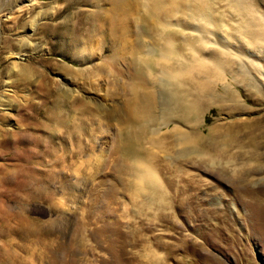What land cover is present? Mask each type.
Instances as JSON below:
<instances>
[{
	"label": "rangeland",
	"instance_id": "rangeland-1",
	"mask_svg": "<svg viewBox=\"0 0 264 264\" xmlns=\"http://www.w3.org/2000/svg\"><path fill=\"white\" fill-rule=\"evenodd\" d=\"M170 1L0 0V264H264V0ZM219 44L205 96L160 80Z\"/></svg>",
	"mask_w": 264,
	"mask_h": 264
},
{
	"label": "bare ground",
	"instance_id": "bare-ground-1",
	"mask_svg": "<svg viewBox=\"0 0 264 264\" xmlns=\"http://www.w3.org/2000/svg\"><path fill=\"white\" fill-rule=\"evenodd\" d=\"M16 1V0H15ZM170 1V0H169ZM175 1V0H174ZM177 1V0H176ZM184 1V0H183ZM160 2V1H159ZM158 3V2H157ZM171 3V1L169 2ZM176 6L175 8L179 7L181 8L182 3L179 1L175 2ZM185 3V2H184ZM162 4V3H161ZM188 4V3H186ZM191 4V3H190ZM190 4L188 6H190ZM202 3H200L201 6ZM163 5V4H162ZM172 5V3L170 4ZM174 6V5H173ZM171 8H174V7ZM185 7V6H183ZM187 8V6L185 7ZM192 8V6H191ZM178 9V8H177ZM190 9V8H189ZM203 9V8H202ZM186 10V9H185ZM188 10V9H187ZM201 10V9H200ZM203 12V11H201ZM170 13V12H169ZM207 12H205L204 14H206ZM260 15V13L258 14ZM202 16V15H201ZM263 20L261 23V31H259L258 33H254L251 37L249 36H245L246 42L251 45V46H257L260 48H264V14L261 13L260 17L258 16V19ZM203 19V18H202ZM255 20V19H254ZM253 22V21H252ZM259 22V21H258ZM205 23V22H203ZM203 27V26H202ZM205 27V26H204ZM197 28V27H196ZM201 28V27H199ZM260 28V27H259ZM198 29V28H197ZM202 29V28H201ZM200 30V29H199ZM203 30V29H202ZM207 30V29H206ZM203 33V32H202ZM209 33V32H208ZM214 32L212 31V34ZM210 34V33H209ZM251 34V32H249V35ZM202 36V35H201ZM200 36V37H201ZM206 35H203L204 38V42L202 43H208V41L206 40ZM209 38V36H208ZM202 40V39H201ZM219 40V39H217ZM223 40V39H221ZM203 41V40H202ZM213 42V41H211ZM220 42L217 41V43ZM223 42V41H222ZM225 42V40H224ZM215 43V44H217ZM210 44V43H209ZM227 44V43H225ZM224 44V45H225ZM221 44H219V50L218 52L219 55L222 54V56H226L227 58L225 59L224 57L221 58L219 56H211L209 58H205L206 56L203 57V55L200 53L199 57L195 56V60L193 62V64L189 67V68H185L183 71H178L176 70L174 67H168L167 69L164 68L163 72L161 73V75H163L162 79H160L166 86H171L173 83L178 82V83H182V79L184 78L185 80H191L195 83V89L198 91L197 93L200 95H204L206 94V92L208 91V89L210 88V86L214 83H218V82H223L225 81V79L227 77L230 76V74L232 72L230 67L233 64V59L232 58H236L238 60H243L242 55H240L239 53H236L235 51H233L229 46L227 47H222L220 46ZM233 46V45H232ZM207 47V46H206ZM213 47V46H212ZM209 48V47H208ZM216 48V47H215ZM202 48V51H205L206 49ZM212 49V48H211ZM209 49V50H211ZM207 51V50H206ZM205 51V52H206ZM213 51V49L211 50V52ZM195 52V51H194ZM198 52V51H197ZM201 52V51H199ZM198 52V54H199ZM215 52V51H214ZM217 52V53H218ZM205 54V53H204ZM207 54V53H206ZM205 54V55H206ZM212 54V53H211ZM215 54V53H214ZM210 55V53H209ZM208 56V55H207ZM162 57V56H161ZM161 59V58H160ZM163 64L167 63L170 64L172 61V58L170 55L166 54L163 56V58L161 59ZM161 63V62H160ZM162 64V65H163ZM165 67V65H164ZM25 72H29V70H27V68H22ZM21 70V69H20ZM22 70V71H23ZM31 70V69H30ZM181 70V69H180ZM237 72V71H235ZM160 74V73H159ZM138 75V74H137ZM144 75V73H143ZM241 76V75H240ZM140 77V75H139ZM155 77V76H154ZM158 77V76H157ZM144 78V77H143ZM69 80V79H67ZM147 81V80H146ZM140 82V81H139ZM142 82V81H141ZM145 85V84H144ZM149 85V84H148ZM72 84L69 83V81H65L64 85L61 87V91L63 92L64 95H70L73 92H76L73 88H72ZM157 86V85H156ZM192 86V85H191ZM149 87V86H148ZM160 87V86H159ZM215 87V86H214ZM151 92V91H150ZM157 94V93H156ZM158 98V97H157ZM157 98L153 93L148 94L139 104L137 105V109L138 112L140 114H142L145 117L152 116L154 115L155 108L157 105ZM159 99V98H158ZM200 101V100H199ZM159 102V101H158ZM180 102V101H179ZM159 104V103H158ZM103 107H105L106 105H102ZM201 107V106H200ZM161 108V107H160ZM133 109V107H132ZM185 110V108H183ZM135 110V111H136ZM190 110V109H189ZM134 111V109H133ZM130 112V113H133ZM135 112V113H138ZM183 112V111H182ZM129 113V112H128ZM127 113V114H128ZM156 114V113H155ZM117 115V114H115ZM121 116V115H120ZM138 116V115H136ZM134 116V117H136ZM140 116V115H139ZM138 116V118L135 119H140V117ZM157 116V115H156ZM142 117V116H141ZM144 117V120H146L147 118ZM158 117V116H157ZM204 117V116H203ZM133 118V116L131 117ZM155 118V117H154ZM153 118V119H154ZM161 118V117H158ZM157 118V119H158ZM123 119V118H122ZM184 119V118H183ZM128 120V119H126ZM131 120V119H130ZM150 120V119H149ZM189 120V119H188ZM192 120V119H191ZM169 121V119L166 121V123ZM182 122V121H181ZM185 122V121H184ZM183 122V124H184ZM194 122V121H193ZM165 124V123H164ZM162 125V124H161ZM148 126V124L146 125ZM158 126V125H157ZM145 127V126H143ZM159 127V126H158ZM152 128V127H151ZM179 129V128H177ZM153 131V129H152ZM158 131V130H157ZM182 131V130H181ZM129 139V138H128ZM130 140V139H129ZM141 166L137 167V166H132V168L129 170L132 174H134L139 182V187L140 190L142 191H149V192H153L155 194L161 195L160 193V178L158 177V174L156 173V171L152 168L151 165H144V164H140ZM162 184V183H161ZM165 200V199H164ZM164 202V201H163Z\"/></svg>",
	"mask_w": 264,
	"mask_h": 264
}]
</instances>
